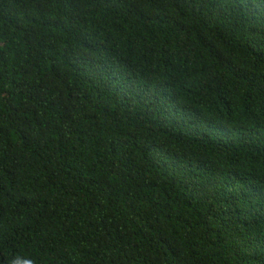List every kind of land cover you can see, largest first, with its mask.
I'll use <instances>...</instances> for the list:
<instances>
[{
    "label": "trees",
    "instance_id": "trees-1",
    "mask_svg": "<svg viewBox=\"0 0 264 264\" xmlns=\"http://www.w3.org/2000/svg\"><path fill=\"white\" fill-rule=\"evenodd\" d=\"M0 264H264V0H0Z\"/></svg>",
    "mask_w": 264,
    "mask_h": 264
}]
</instances>
